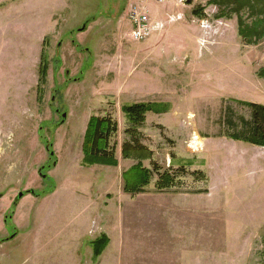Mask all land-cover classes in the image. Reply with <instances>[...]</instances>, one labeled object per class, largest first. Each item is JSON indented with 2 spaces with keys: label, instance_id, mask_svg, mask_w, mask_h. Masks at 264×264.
<instances>
[{
  "label": "rangeland",
  "instance_id": "1",
  "mask_svg": "<svg viewBox=\"0 0 264 264\" xmlns=\"http://www.w3.org/2000/svg\"><path fill=\"white\" fill-rule=\"evenodd\" d=\"M232 1L0 0V264H264V147L229 136L240 102L264 104V37L242 41L254 16ZM133 6L158 26L140 41ZM137 102L166 105L137 133L176 184L157 191L154 170L130 195L121 107ZM92 115L117 123L115 166L82 162Z\"/></svg>",
  "mask_w": 264,
  "mask_h": 264
},
{
  "label": "trees",
  "instance_id": "2",
  "mask_svg": "<svg viewBox=\"0 0 264 264\" xmlns=\"http://www.w3.org/2000/svg\"><path fill=\"white\" fill-rule=\"evenodd\" d=\"M219 3L220 7L228 0H213ZM234 6L230 7L228 3L225 7L234 13H248L254 16L250 22L243 19L242 15L238 18V34L245 43H255L264 37V3L263 0H233ZM48 70V61L46 53L42 50L39 63V85L44 84ZM258 75L264 79V67L260 68ZM40 92L41 88L38 87ZM250 109V119H241V132L229 134L236 140L249 143L251 145L264 147V104L256 102H240ZM166 105L151 102H137L124 104L121 107L122 112L128 119L129 127L126 133L129 140L124 141L121 147L122 157L135 161L130 168L123 171L121 176L123 180V191L136 195L143 192L150 184L153 171L156 170L158 178L155 182V189L162 191L173 187L175 175L171 170L160 171L155 162H151L155 169L147 168L143 162L151 160L153 151L142 144L139 140L137 130L144 124L145 116L148 112H165ZM117 132V123L109 115L90 116L82 143L84 165L103 164L115 166L118 160L115 156V144L111 143L112 135ZM109 242L106 235H101L92 242L95 256L100 255ZM264 252V251H263Z\"/></svg>",
  "mask_w": 264,
  "mask_h": 264
},
{
  "label": "built area",
  "instance_id": "3",
  "mask_svg": "<svg viewBox=\"0 0 264 264\" xmlns=\"http://www.w3.org/2000/svg\"><path fill=\"white\" fill-rule=\"evenodd\" d=\"M128 19L131 23L130 38L134 41H140L145 39L153 32L155 28L158 27L152 24L149 15L146 13V11L137 9V6H133L132 9L129 11ZM198 138L199 137L197 135H194L192 137L191 144L197 141Z\"/></svg>",
  "mask_w": 264,
  "mask_h": 264
},
{
  "label": "water",
  "instance_id": "4",
  "mask_svg": "<svg viewBox=\"0 0 264 264\" xmlns=\"http://www.w3.org/2000/svg\"><path fill=\"white\" fill-rule=\"evenodd\" d=\"M84 28V27H83ZM65 116H66V114H63L62 115V118L64 119L65 118ZM52 154V153H51ZM41 173V172H40ZM42 176L44 177L45 175L44 174H42ZM18 196L19 197H21L22 196V192H20L19 194H18Z\"/></svg>",
  "mask_w": 264,
  "mask_h": 264
}]
</instances>
